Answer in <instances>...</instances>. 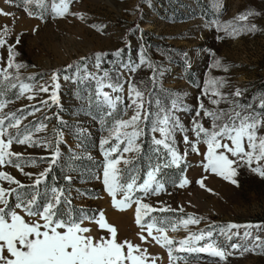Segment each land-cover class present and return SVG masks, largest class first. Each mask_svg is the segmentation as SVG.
<instances>
[{
    "label": "rangeland",
    "instance_id": "1",
    "mask_svg": "<svg viewBox=\"0 0 264 264\" xmlns=\"http://www.w3.org/2000/svg\"><path fill=\"white\" fill-rule=\"evenodd\" d=\"M65 2L68 10L58 16L54 5L61 0L32 4L0 0V10L8 13L0 15V40L4 41L0 45V103L4 104L0 119L6 129L4 139L13 137L10 151L20 154L10 158L11 164L0 165V172L20 182L0 179V187L9 190L5 211L12 209L26 221L35 220L15 205L35 198L34 208H42L52 199V190L58 189L63 193L55 209L59 219L79 222L87 217L81 227L91 231L84 235L110 239L107 229L95 222L103 213L107 225L116 230L117 243L128 241L147 250V264H264V176L252 170L258 166L255 161L251 167L233 165L235 184L206 171L207 144L193 130V121L212 128V118L200 109L201 104L225 114L217 124L234 112L260 113L264 119V0ZM248 13L253 14L238 19ZM252 26L254 30H248ZM234 30L238 31L232 35ZM15 65L22 67L17 70ZM23 85L29 89L22 91ZM43 87L48 91H41ZM137 113L139 118L130 123ZM166 116L171 132L167 139L158 130L165 127ZM17 119L19 125L10 127ZM25 135L30 136L31 145L16 142ZM257 136H264V125L257 129ZM129 140L131 147L125 152ZM156 140L175 150L179 162L171 163L169 149ZM193 144L198 151L192 150ZM114 147L116 151L110 152ZM118 158L120 162L110 171H116L121 185L135 179L138 187L159 166L155 181L163 184V190L145 195L134 189L132 200L140 198L150 206L151 210L141 209V224L154 219L176 242L172 245L175 261L137 224L135 202L123 210L114 206L103 173L108 162ZM259 166L264 168V161ZM54 171L59 183L52 178ZM37 177H41L39 185ZM184 180L188 183L180 186ZM115 199L123 200V193L118 192ZM189 217L198 222L185 225ZM233 224L237 227L230 228ZM201 233L204 239H191L185 247L213 243L225 252V258L175 250L180 248L179 241ZM142 235L146 241L140 239ZM153 235L160 233L154 230Z\"/></svg>",
    "mask_w": 264,
    "mask_h": 264
},
{
    "label": "snow or ice",
    "instance_id": "2",
    "mask_svg": "<svg viewBox=\"0 0 264 264\" xmlns=\"http://www.w3.org/2000/svg\"><path fill=\"white\" fill-rule=\"evenodd\" d=\"M9 2H11V0H9ZM25 2L27 4H32L34 0H25ZM67 10L68 4L65 0H61L59 5H54V11L58 16H63ZM252 14L253 13L241 15L238 19L246 20L248 16ZM0 15H8V13H4L0 10ZM29 15H33V13L29 12ZM248 30H254V26ZM237 31L238 30H234L232 35H235ZM3 43L4 41L0 40V45ZM12 55L14 56L15 53ZM216 66H219V61L216 62ZM8 67H13L11 59L9 60ZM15 67L19 70L22 65H15ZM3 76L7 79L8 73L4 72ZM52 79L56 80L57 74L54 73ZM55 87H59V85L57 84ZM28 89V85L22 86V91ZM41 91L47 92L48 88L43 87ZM205 92L207 93V89H205ZM136 95L139 96L140 94L136 93ZM213 95H219V93L213 92ZM236 95L239 96L240 92L237 91ZM31 98L32 97H29V99ZM52 98L54 100L56 98L55 91L52 92ZM212 103L217 104L218 101L212 100ZM3 107L4 104L0 103V109ZM261 107L264 108V104H261ZM200 109L204 111L205 115L212 118L211 129H206L201 123L193 121V130L195 131L197 139H202L203 142L207 144L208 148L205 170H210L235 184L236 181L232 180V177L236 175V169L233 165L241 163L251 167L253 161H255L258 166L252 170L264 176V168L259 166L260 161H264V136H257V129L264 125V119H261V114L250 113L242 115L240 112H234V114H228V120L226 122L217 124L216 121L220 120L225 115L224 113L211 112L204 109L203 104L200 105ZM199 114V112L196 113L197 116H199ZM138 118L139 113H137V116L133 117L130 123H134ZM19 123L20 121L17 119L10 127H17ZM162 123L165 127L158 130L167 139L171 134L167 127L169 123L167 116ZM177 126L182 131H186L183 129L182 125L177 124ZM5 134L6 129L4 127V120L0 119V165L11 164L12 160L10 158L20 155L10 151L11 145L13 144V137L9 135L7 140H5ZM132 135L135 136L137 134L132 133ZM184 139L186 143L189 142L186 135ZM224 141H229L230 143H225ZM16 142L29 145L32 143L28 135H25L23 139L17 138ZM131 143V140H129V147L124 149L125 152L130 150ZM155 143L162 144L164 141L156 140ZM245 143L247 144L248 150L245 149ZM164 147L169 149L172 157L171 163H178L181 157L176 151L171 149L167 143H164ZM220 149H223V151H218ZM192 150L198 151L195 144H193ZM111 151H116V148L114 147L110 152ZM110 152H106L105 155L108 156ZM227 153H230L231 156L237 159H230ZM57 155L58 151L53 154L50 160L51 164L56 162ZM119 162V158L115 161H109L103 173V183L106 186L108 194L113 197L114 206L123 210L129 207L131 203L135 202L138 205L136 211L137 224L141 225L142 229H146L148 237H151V239L161 247H165L170 259L175 261L177 257L172 255L174 251L172 245L176 242L168 238L166 235L167 230L163 227H158L154 219L146 225L141 224V209L151 210L150 206L141 203L140 198H136L134 201L132 200L134 189L143 192L145 195L150 191L152 194H159V192L163 190V184L155 181V173L159 171V166L153 171H150L148 173V178L143 184L137 187L135 179H132V181L126 185H121L118 182L116 171H110L114 169V165ZM125 163H127V161H125ZM14 166L19 167L18 164ZM46 174L47 170L41 173V177L46 176ZM41 177H37L35 184L39 185L41 183ZM0 179L17 185L20 184V182L15 180L11 175L3 172H0ZM69 179L71 178L69 177ZM154 181L157 183L155 189L152 188ZM186 183H188V181L184 180L180 186H184ZM199 183L201 187L204 186L203 180L199 181ZM52 191V199L42 208H34L35 198L26 203L21 202L15 205L16 208L21 209L28 217L37 218L35 220L26 221L24 217L15 210L9 209L5 211L7 207L6 197L9 194V190L0 187V204L5 206L0 207V264H147V250H141L139 245H133L128 241L117 243L116 230L114 227L107 225L103 213H100L99 220L95 222L99 223L101 229H107L111 234L110 239L101 237L100 240H94L92 237L84 235L91 231L89 228L81 227L83 219L87 217H82L79 222L71 219L67 221L59 219L55 209L61 202L60 197L63 193L58 189H53ZM118 192L123 193V200L117 201L115 199ZM197 222V220L191 217L183 221L185 225ZM229 227L235 228L237 225L233 224L229 225ZM154 230L160 233V235H153ZM172 230L175 231L176 227L173 226ZM211 235L210 232L207 233L208 237H211ZM204 238L205 234L201 233L195 237L181 240L178 242L180 248L175 250L210 252L212 255L218 256L221 259L225 258V252L215 248L213 243H208L204 247L199 248L185 247L191 239L199 241ZM140 239L146 241V237L143 235ZM125 248L127 249L126 252ZM249 250L250 249H245V251Z\"/></svg>",
    "mask_w": 264,
    "mask_h": 264
},
{
    "label": "trees",
    "instance_id": "3",
    "mask_svg": "<svg viewBox=\"0 0 264 264\" xmlns=\"http://www.w3.org/2000/svg\"><path fill=\"white\" fill-rule=\"evenodd\" d=\"M118 112V115L120 116V114H121V111L119 110V111H117ZM55 170V169H54ZM52 178H53V180L55 181V183H59L60 181H59V175H58V173H57V171H54V177H53V175H52Z\"/></svg>",
    "mask_w": 264,
    "mask_h": 264
}]
</instances>
